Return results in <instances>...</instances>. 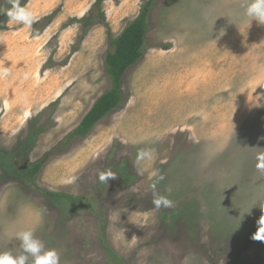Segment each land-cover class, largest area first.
<instances>
[{
  "label": "rangeland",
  "instance_id": "obj_1",
  "mask_svg": "<svg viewBox=\"0 0 264 264\" xmlns=\"http://www.w3.org/2000/svg\"><path fill=\"white\" fill-rule=\"evenodd\" d=\"M148 1L22 0L30 28L0 12L9 27L0 66L11 67L0 78V253L24 254L16 233L32 229L60 264H264L255 159L264 148V25L249 22L244 0H154L121 103L59 150L112 89L109 38ZM141 148L155 149V160L137 164ZM47 154L27 182L21 171ZM106 169L116 179L101 183ZM153 185L173 207L155 208Z\"/></svg>",
  "mask_w": 264,
  "mask_h": 264
},
{
  "label": "trees",
  "instance_id": "obj_2",
  "mask_svg": "<svg viewBox=\"0 0 264 264\" xmlns=\"http://www.w3.org/2000/svg\"><path fill=\"white\" fill-rule=\"evenodd\" d=\"M104 1L105 0H97L96 7L99 8ZM153 1L154 0H149L146 4H144L138 17L133 20L117 38H109L112 50L106 56V65L108 74L112 80V89L99 98L93 108L82 120L80 125L67 136L65 142L59 150L73 141L85 139L99 123V121L116 109L121 103L122 79L127 70L131 66L137 64L144 56L143 50L146 36L149 31V13ZM20 2H22V0H20ZM10 7L11 3H8V8ZM92 22V20H87L86 25L90 26ZM37 25L38 24L34 25V31L35 28H37ZM8 28L7 19L5 17L4 19L0 18V31H6ZM35 32H37L38 35L41 33L37 30ZM49 156L50 154H47L39 163L30 165L26 169L22 170V177L27 182L31 183ZM46 194L55 199H73L66 195L49 192H46Z\"/></svg>",
  "mask_w": 264,
  "mask_h": 264
},
{
  "label": "clouds",
  "instance_id": "obj_3",
  "mask_svg": "<svg viewBox=\"0 0 264 264\" xmlns=\"http://www.w3.org/2000/svg\"><path fill=\"white\" fill-rule=\"evenodd\" d=\"M242 7L244 8V15L249 18L250 23L255 20L258 24L264 25V0H244ZM0 12H3L8 17L9 22L22 24L27 28H30L35 20L34 13L27 7L22 6L20 0H11V7L2 9ZM10 74V66H0V78H6ZM155 158V149L141 148L137 151L136 163L140 164L144 161H154ZM255 159L257 171L264 173V148H260ZM152 175L158 178L157 183L164 179V176L159 174L158 171L153 172ZM98 179L101 183H106L109 180L116 179V175L110 169H106L98 173ZM73 180H70L69 183H72ZM152 187V203L156 209L173 207V201L167 195H161L156 192L155 185ZM261 209L264 210V204L261 205ZM259 232L264 234V216L260 219ZM16 238L20 241V247L24 254L13 255L11 252L0 253V264H27L29 256L32 257V264H60V256L56 249L45 250L44 244L35 237L34 230L19 231L16 233ZM255 238L259 239L260 236H256ZM130 241L134 244L137 241V237L133 235Z\"/></svg>",
  "mask_w": 264,
  "mask_h": 264
}]
</instances>
